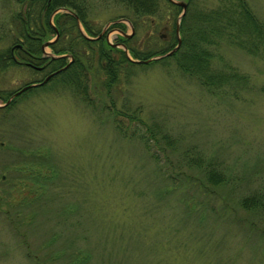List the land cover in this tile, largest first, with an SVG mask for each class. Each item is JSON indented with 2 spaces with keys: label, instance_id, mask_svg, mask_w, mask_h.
Here are the masks:
<instances>
[{
  "label": "rangeland",
  "instance_id": "obj_1",
  "mask_svg": "<svg viewBox=\"0 0 264 264\" xmlns=\"http://www.w3.org/2000/svg\"><path fill=\"white\" fill-rule=\"evenodd\" d=\"M81 1L90 3L85 20L93 32L129 12L112 0ZM243 2L263 24L264 0ZM219 3L194 0L189 13L204 14ZM19 8L15 0H0V53L17 40ZM168 14L156 17L162 18L156 29L141 25L133 46H164L174 21ZM117 36L110 31L105 39L115 43ZM218 45L211 66L225 63L245 75L239 90L207 92L171 58L121 70V84L111 92L118 110L179 139L177 151L210 158L227 181L212 194L191 190L180 176L165 183L138 141L117 136L97 107L102 75L93 70L85 92L92 108L72 87L49 82L0 111V264H70L78 252L84 264H264V50L258 45L257 54H247L223 38ZM44 75L9 63L0 71V92ZM251 194L260 200L257 209L237 208ZM178 198L197 203L210 221L196 229L193 215L180 216Z\"/></svg>",
  "mask_w": 264,
  "mask_h": 264
},
{
  "label": "trees",
  "instance_id": "obj_2",
  "mask_svg": "<svg viewBox=\"0 0 264 264\" xmlns=\"http://www.w3.org/2000/svg\"><path fill=\"white\" fill-rule=\"evenodd\" d=\"M112 1L118 2L129 12L125 15V18L118 16V18L109 19V21L114 22L119 18L129 21L134 34L141 25L148 26L151 24L156 29L157 24L162 20L160 17L156 18L159 14L163 17L166 12L169 13V17L174 16V21L170 24L169 36L167 35L165 40L160 41L164 43V46L158 47L160 50L152 47L136 49L133 46V35H130L129 38L119 35L116 37L114 45H123L128 53V60L123 50L112 48L111 44L108 45L103 38L104 35L98 36L100 28L96 29L95 32L91 31V23L85 20V17L89 15V10H91L89 7L90 3H85L81 0H15L20 5L16 13L17 20L16 17L14 18L15 27L18 28L17 33L19 35L7 52L0 53V71L6 69L9 63L14 64L15 59L18 60L29 55L31 57V65L38 66L42 64L44 69H47L45 77L49 73L56 72L44 85L39 87H45L49 82L69 89L72 87L73 91L82 96L91 108L93 101H88L85 93L89 86L88 75L92 70L97 76L102 75L99 88L97 89L101 98L97 107L100 108L99 111L101 112L102 109L104 110L105 121L111 123L112 130L117 133V136L128 141H138L142 146V150L148 153V159L155 163L156 168L154 169H157L160 178L165 183L168 181V183L173 184L176 182L177 176H180L185 182L188 181L193 184L191 190H199L205 195H208V192L212 194L215 189H218V186H224L227 181L222 177L221 170L212 165L213 162L210 158L203 162L198 155L194 157L190 155L192 151L188 148L183 150V153L182 151H177L176 145L179 144V139H171L166 129L163 130L157 123H154V125L150 124V126L145 125L144 121L142 122L137 118L135 112L129 113L125 108L121 111L118 110L113 103L114 98L111 92H113L112 90L115 91L121 84L122 71H130L133 67H145L150 65L151 62L158 64L162 60L165 61L171 58H174L176 62L174 66L181 73L183 72L188 77L194 76L199 82L198 84L201 87H205L207 92H212L213 89L220 90L223 86L227 92H234L236 88L239 90L244 87L247 78L245 75L237 74L235 69L231 70L225 63L220 64V67L211 66L212 58L217 57L214 52L223 38L227 44L232 42L237 47L245 49L247 54L252 55L257 54V47L261 45L260 52L263 53L264 23H257L254 15L248 11L249 9L243 0H221L219 9L209 10L204 14L200 12L197 14L189 13L191 10L190 4L194 0H182L185 3L186 11L178 23L179 48L171 53L169 57H161L160 60H153L144 64L142 61H146L152 56L157 57L163 53L165 54L176 44L173 35V23H175L177 15L181 11L180 7L171 5L167 0ZM58 9L61 11L59 12ZM62 10H69L76 16V21L80 24L81 31L84 32L87 39H84L78 31V26L73 16L68 12H62ZM148 18L151 19L150 23H148ZM161 27L163 31L168 29L162 24ZM52 29L58 33V38L53 44L48 45V48H50L49 52L54 56L65 55V58L52 59L50 56L44 59L41 58L40 45L54 36ZM109 29L120 31L122 34L126 32L125 25L119 22L110 24L106 30L108 31ZM97 36V39H88V37L95 38ZM16 45H19L17 48H21L20 52L22 53L17 50L11 55ZM41 80L43 79L41 78L39 81ZM39 81L33 82L30 80L24 86ZM39 87L29 88L25 92L39 89ZM232 92L230 93L232 94ZM260 92L264 93V87L261 88ZM11 93L2 94L0 92V104L5 103ZM18 97L12 98L5 106H0V111L8 110L12 102ZM175 152H179L182 155L176 159H170L169 156ZM33 159L35 160L36 158ZM26 161H29V158ZM161 161H163V165L160 164ZM177 181L179 184V180ZM168 189L173 190L170 187ZM166 196H168V193L163 197ZM178 200L183 206L181 208L183 215L180 216L186 219L193 215L194 220L198 221L196 229L202 223L210 221L208 217H204L205 212L202 207H196L197 203L192 204L181 198H178ZM188 204H191V206L188 207ZM258 204H260V200L251 194L246 198H241L237 208L242 209L244 212H250L251 210H256ZM80 254L81 252H78L70 256V264H84L86 260L83 261L79 257Z\"/></svg>",
  "mask_w": 264,
  "mask_h": 264
},
{
  "label": "water",
  "instance_id": "obj_3",
  "mask_svg": "<svg viewBox=\"0 0 264 264\" xmlns=\"http://www.w3.org/2000/svg\"><path fill=\"white\" fill-rule=\"evenodd\" d=\"M167 1H169V3H171V5H174V6H176V7H180V9H181V11L179 12V14L177 15V18H176V20H175V23H173V27H174V33H173V35H174V37H175V40H176V44H174V46H173V48L172 49H170V51L169 52H167V53H163V54H161L160 56H157V57H150L148 60H146V61H142V62H144V64H147V63H150L151 61H157V60H160L161 59V57H169L170 55H171V53H173V52H175L179 47V44H180V38L178 37V35H177V33H178V29H179V27H178V23L180 22V18L183 16V14H184V12L186 11V6H185V3L182 1V0H167ZM59 10V9H58ZM57 10V11H58ZM61 10H59V12H60ZM62 12H68V13H70V15H72L73 16V19H74V21H76V16L74 15V14H72L71 12H69V10H62ZM56 13V12H55ZM54 13V14H55ZM122 23L123 25H125V27H126V29H129L130 30V33H129V35H127V34H123L122 35V37H124V38H129V36L130 35H133L134 34V31H133V29L131 28V24H130V22L129 21H126V20H122L121 18H119L117 21H114V22H112V21H109L108 23H109V25L111 24H116V23ZM76 24H77V29H78V31L81 33V35L84 37V39H87V37L84 35V33L81 31V29H80V24L78 23V21H76ZM108 25V24H107ZM108 25V26H109ZM103 29H105V28H103ZM101 30L100 31V33L98 34V36H100L101 35V33H103L104 32V30ZM53 30V33H54V38L53 39H50V40H47V41H45V42H43V43H41V45H40V51H41V54H43V56H45V57H48V56H50L52 59H57L58 57H62V58H65L66 56L65 55H58V56H54V55H52V53H47V54H44L43 53V50L44 49H46L47 47H48V45L49 44H53V42L55 41V39H57V33H55V31H54V29H52ZM98 36L97 37H95V38H91V37H88V39H97L98 38ZM107 41V40H106ZM107 43H108V41H107ZM110 43V42H109ZM108 43V44H109ZM120 48L121 50H123V52L125 53V57L128 59V53H127V51L125 50V48L123 47V45L122 44H120L119 46H115V45H112V48ZM70 58V57H69ZM129 60V59H128ZM70 61V60H69ZM136 63H140V62H136ZM66 67V66H65ZM64 67V68H65ZM64 68H62V69H64ZM56 74V72H54V73H49V76H47V77H45L43 80H41V81H39V83H36V84H32V83H29V85H27V86H22L21 88H19V90L18 91H16V92H14L13 94H11L10 95V97H9V99L5 102V103H3V104H0V106H5L7 103H9V101L12 99V98H14L16 95H18L20 92H24V91H26L27 89H29L30 87H33V88H35V87H39V85H41V84H43L44 85V83L46 82V81H48V79H49V77L50 76H52V75H55Z\"/></svg>",
  "mask_w": 264,
  "mask_h": 264
},
{
  "label": "flooded vegetation",
  "instance_id": "obj_4",
  "mask_svg": "<svg viewBox=\"0 0 264 264\" xmlns=\"http://www.w3.org/2000/svg\"><path fill=\"white\" fill-rule=\"evenodd\" d=\"M55 33H56V31H55ZM57 38H58V33H57ZM46 41H47V40H46ZM17 46H19V45H17ZM17 46L14 47L15 49H14V51L11 52V55L13 54V52H15V51H17V50H18L19 52L21 51V48H17ZM20 53H22V52H20ZM19 57H20V56H19ZM20 58H21V57H20ZM41 58L44 59L45 57H42V55H41ZM30 61H31V57L28 55V56H25L24 58H21V59H18V60L15 59L13 63H14L15 65H22L23 68L31 69V70L34 72V74H35V73H38V74H39V73H40V74H41V73H42V74H43V73H46V70H47V69H44V65L41 64V65H38V66H34V65H31ZM44 78H45V75H44V77H43L42 79H44ZM31 81L34 82V80H32V79H31ZM35 83H38V82H35ZM35 83H34V84H35ZM30 88H31V87H30ZM19 95H20V93H19ZM19 95H17V97H18Z\"/></svg>",
  "mask_w": 264,
  "mask_h": 264
}]
</instances>
